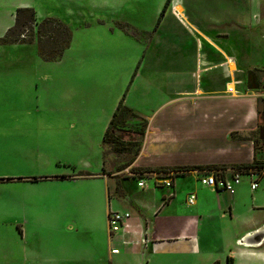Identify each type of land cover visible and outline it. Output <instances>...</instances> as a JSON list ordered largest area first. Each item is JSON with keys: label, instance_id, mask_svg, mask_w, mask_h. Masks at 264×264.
I'll use <instances>...</instances> for the list:
<instances>
[{"label": "rangeland", "instance_id": "1", "mask_svg": "<svg viewBox=\"0 0 264 264\" xmlns=\"http://www.w3.org/2000/svg\"><path fill=\"white\" fill-rule=\"evenodd\" d=\"M166 1L0 0V38L14 25L19 7L33 8L39 21L57 18L72 31L70 45L53 59L40 54L36 25L32 40L26 27L23 38L28 40L0 41V264H110L104 238L94 229V211L99 208L101 216L102 180L90 172L102 171L105 123L121 98L130 93L135 111L141 112L158 104L155 98L143 100V89L130 90L147 35L141 32L140 39L135 28L154 35L147 49L153 54L149 64L170 76L167 82L187 80L185 76L192 82L200 74L184 75L183 27L169 21L181 17L179 5L168 10L165 24L154 31ZM178 1L189 18L209 17L221 6L229 11L221 17L232 19L245 13L244 7L248 11L252 0ZM259 2L264 17V0ZM188 52L190 59L199 58L196 50ZM247 58L255 65L243 66L246 73L239 79L246 92H264V51L253 50ZM141 123L129 120L116 127L125 144H134L126 150L105 145L106 174L135 178L144 171L132 165L143 140ZM40 176L59 177L10 180Z\"/></svg>", "mask_w": 264, "mask_h": 264}, {"label": "crops", "instance_id": "2", "mask_svg": "<svg viewBox=\"0 0 264 264\" xmlns=\"http://www.w3.org/2000/svg\"><path fill=\"white\" fill-rule=\"evenodd\" d=\"M177 5L181 17L173 16L169 21L183 27L184 75L194 71L200 74L192 82L188 76L184 81L167 82L168 75L149 64L153 54L147 49L154 35L136 27L140 39L144 36L141 32L147 33L146 47L130 90L135 93L143 89V100L146 96L155 98L158 104L150 112H141L135 111L130 93L125 99L148 120L140 152L132 165L141 170H167L143 171L135 178L112 177L103 173L106 163L102 156V171L90 172L102 180L101 216L99 208L94 211V229L100 230L104 238L110 264H264V175L256 189L251 187L253 176L243 174L233 190L222 191L201 182L200 176L206 170L177 175L168 170L193 165L230 168L254 159L264 161V148L260 141L255 142L261 103L264 132V92H246L244 80L239 79L246 73L243 66L255 65L247 60L252 51H264L261 2L252 0L248 11L244 7L245 13L224 19L221 14H229L226 7L216 8L209 17L189 18L183 4L171 0L154 29L156 33L165 24L168 10L172 12ZM36 17L37 21L42 18L37 12ZM190 42L196 46L191 47ZM190 50H196L199 58L190 59ZM240 57L245 58L243 63ZM191 61L196 62L191 65ZM154 92L161 97H153ZM165 178L172 180L171 187L161 183ZM53 179L56 178L10 180ZM140 180H144L143 186L138 185ZM112 211L131 213L116 232L109 226ZM113 249L119 251L113 253Z\"/></svg>", "mask_w": 264, "mask_h": 264}, {"label": "trees", "instance_id": "3", "mask_svg": "<svg viewBox=\"0 0 264 264\" xmlns=\"http://www.w3.org/2000/svg\"><path fill=\"white\" fill-rule=\"evenodd\" d=\"M171 0H167L164 6V10L161 14L163 15L164 11L168 7ZM36 12L33 8L29 7H19L15 11V23L13 26L9 27L5 35L0 38V41L2 42H23L28 40L27 38H23L25 36V28H29L31 31L33 38V32H34V25L37 26V38L36 41L38 43V48L40 54L45 59H53L60 57L63 53V50L70 45L71 39H72V31L69 29V27L63 23L62 21L58 20L57 18H45L42 21H37L36 19ZM161 19V18H160ZM54 35H50V34ZM129 120H141V129L140 134L141 136L144 135L145 130L148 126V120L147 118L143 117L139 113L135 112L130 106H128L125 103V96L121 98V100L118 102L117 107L109 121V124L105 130L104 136H103V147L105 149L106 144L112 143L115 148H117L116 145H120L123 150L128 149V147H132L134 144V141H129L127 144H125L120 137H118L115 134L116 127H120L121 124L127 123ZM259 128H258V136L255 138V142L261 143L260 147H264V138H261V130H263V110H259V122H258ZM140 147V146H138ZM120 148V147H119ZM120 148V149H121ZM119 149V150H120ZM122 150V149H121ZM122 150V151H123ZM137 151V150H136ZM139 151H137L138 153ZM104 163H106V157L104 153ZM220 167L225 166H200V165H193V166H184V168H171L168 170H172L176 173V175L186 173L191 170H212ZM236 169H256L259 174L264 175V161H259L257 159H254L251 163H242V164H235L231 166ZM106 168L104 167L103 173L105 172ZM143 170V169H142ZM167 169H154V170H144V171H151V172H165ZM92 175V174H89ZM52 177H59V176H40V177H32L34 179H49ZM117 192H119V186H116Z\"/></svg>", "mask_w": 264, "mask_h": 264}, {"label": "built area", "instance_id": "4", "mask_svg": "<svg viewBox=\"0 0 264 264\" xmlns=\"http://www.w3.org/2000/svg\"><path fill=\"white\" fill-rule=\"evenodd\" d=\"M243 174H251L253 176V181L251 183L252 189H256L259 186V178L262 176L256 169H236V168H216L212 170H206L202 172L200 176V180L203 184L212 186L218 190L229 191L233 190L236 185H238L242 180ZM161 183L166 186L171 187L172 180L171 179H163ZM139 186L144 185V180L138 181ZM194 196L189 198V201L192 202ZM131 216V213L120 212V211H112L109 214V226L112 232L118 231L125 223V221ZM119 249H113L112 252L116 253Z\"/></svg>", "mask_w": 264, "mask_h": 264}, {"label": "water", "instance_id": "5", "mask_svg": "<svg viewBox=\"0 0 264 264\" xmlns=\"http://www.w3.org/2000/svg\"><path fill=\"white\" fill-rule=\"evenodd\" d=\"M262 109H263V106H262V103H261L260 106H259V110H262ZM261 138H264L263 130H261Z\"/></svg>", "mask_w": 264, "mask_h": 264}, {"label": "flooded vegetation", "instance_id": "6", "mask_svg": "<svg viewBox=\"0 0 264 264\" xmlns=\"http://www.w3.org/2000/svg\"><path fill=\"white\" fill-rule=\"evenodd\" d=\"M260 74L262 73V72H259Z\"/></svg>", "mask_w": 264, "mask_h": 264}]
</instances>
